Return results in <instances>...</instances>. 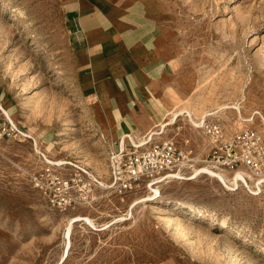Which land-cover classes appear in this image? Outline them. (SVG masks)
Returning <instances> with one entry per match:
<instances>
[{"label": "rangeland", "instance_id": "obj_1", "mask_svg": "<svg viewBox=\"0 0 264 264\" xmlns=\"http://www.w3.org/2000/svg\"><path fill=\"white\" fill-rule=\"evenodd\" d=\"M145 1L167 49L163 114L115 125L84 79L67 0H0V103L12 117L0 108V264H264V177L233 182L210 162L214 143L199 127L264 134V0ZM171 110L183 113L162 129ZM153 131L138 148L174 140L190 150L187 178L169 175L155 198L147 181L119 190L110 160L120 136ZM203 166L226 182L188 178ZM158 197L206 217L168 223Z\"/></svg>", "mask_w": 264, "mask_h": 264}, {"label": "crops", "instance_id": "obj_2", "mask_svg": "<svg viewBox=\"0 0 264 264\" xmlns=\"http://www.w3.org/2000/svg\"><path fill=\"white\" fill-rule=\"evenodd\" d=\"M66 16L84 79L106 120L124 125L140 113L159 119L167 49L152 6L67 0Z\"/></svg>", "mask_w": 264, "mask_h": 264}, {"label": "built area", "instance_id": "obj_3", "mask_svg": "<svg viewBox=\"0 0 264 264\" xmlns=\"http://www.w3.org/2000/svg\"><path fill=\"white\" fill-rule=\"evenodd\" d=\"M199 127L214 143L210 153L213 166L241 172L239 178L247 184V177H264V134L254 127H245L226 137L216 120H203ZM127 150L120 145L111 156L112 185L121 191L140 187L144 181L153 185L177 175L187 167L190 150L179 147L172 139L154 141L144 148L135 145ZM69 182L67 181L66 184Z\"/></svg>", "mask_w": 264, "mask_h": 264}, {"label": "bare ground", "instance_id": "obj_4", "mask_svg": "<svg viewBox=\"0 0 264 264\" xmlns=\"http://www.w3.org/2000/svg\"><path fill=\"white\" fill-rule=\"evenodd\" d=\"M0 108L4 111V113L7 115V117L9 118V119H11L12 120V117H11V114L9 113V111L5 108V107H3L2 105H1V103H0ZM185 110V109H184ZM172 111V110H171ZM170 111V112H171ZM183 110H180V111H175V112H173L172 113V115L170 116V121H164V122H162V124H161V127H162V129H163V127L166 125V124H168L169 122H171V121H174L176 118H177V116L180 114V113H183L182 112ZM188 111V110H187ZM188 113H189V115H191V112L190 111H188ZM193 121V120H192ZM13 122V121H12ZM155 131H153V132H151L150 134H149V136H148V138L147 139H145V140H143V141H137L132 135H131V133H125V134H123V135H121L120 136V138H121V145L122 146H124V144H125V141H126V137H129L134 143H135V145H143V144H145V142H148L151 138H152V134L154 133ZM161 132V131H160ZM50 161H52V160H50ZM58 162H64V161H62V160H60V161H58ZM196 169V168H195ZM200 171H206V172H209L210 174H212V175H215V176H218L220 179H222L224 182H226V178H225V176L222 174V172H219V171H217V170H214L213 168H211V167H209V166H203L202 168H199V169H196L195 170V172H194V174L193 175H191V176H189L188 178H191V177H195V176H197V174H198V172H200ZM177 176H179L180 178L181 177H185V178H187L186 176H184V175H182V174H180V173H178L177 174ZM244 178V176L242 175V173L241 172H236V175L234 176V178H233V182H235V183H237L238 182V179L239 178ZM238 184V183H237ZM149 186H150V188H151V190L152 191H154V193H151V194H149V196H148V198H155V197H157V196H159L161 193H160V189L158 188V185L156 186V185H153V184H149ZM147 198V199H148ZM155 202H158V203H161V205H163V206H170V208H169V217H167V222L168 223H173L175 220V215L176 214H179V213H182V214H187V215H190L192 218H204V217H206V215L203 213V212H201V211H194V210H190V209H188L187 207H185V206H183V205H173V204H170V202H168V201H166V200H164V199H162V198H156L155 199ZM78 218V217H77ZM86 219L88 220V221H90V222H92L91 221V217L90 218H88V217H86ZM75 220V219H74ZM93 220V219H92Z\"/></svg>", "mask_w": 264, "mask_h": 264}]
</instances>
